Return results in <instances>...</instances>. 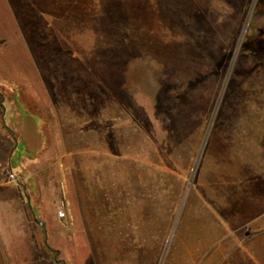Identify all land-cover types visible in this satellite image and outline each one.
<instances>
[{
  "label": "rangeland",
  "instance_id": "rangeland-1",
  "mask_svg": "<svg viewBox=\"0 0 264 264\" xmlns=\"http://www.w3.org/2000/svg\"><path fill=\"white\" fill-rule=\"evenodd\" d=\"M241 181L264 184V0H0V183L40 264H250Z\"/></svg>",
  "mask_w": 264,
  "mask_h": 264
},
{
  "label": "crops",
  "instance_id": "crops-1",
  "mask_svg": "<svg viewBox=\"0 0 264 264\" xmlns=\"http://www.w3.org/2000/svg\"><path fill=\"white\" fill-rule=\"evenodd\" d=\"M239 186L238 194L234 195V202L238 200L233 212L235 225L243 229L252 223L259 232L253 236H245L248 240L242 244V253L248 256L250 264H264V184L254 186L241 181ZM253 187H257L256 194H253ZM33 194L36 195L35 192ZM23 196L24 192L22 193L18 186L0 183V264H40L38 255L41 233L34 224H28L24 207L33 206L32 199ZM33 198L38 199L35 196ZM36 199L34 201H37ZM39 200L38 204H34L39 208L43 224L44 200L41 193ZM47 251L44 241V252ZM44 264L52 263L44 259Z\"/></svg>",
  "mask_w": 264,
  "mask_h": 264
},
{
  "label": "built area",
  "instance_id": "built-area-1",
  "mask_svg": "<svg viewBox=\"0 0 264 264\" xmlns=\"http://www.w3.org/2000/svg\"><path fill=\"white\" fill-rule=\"evenodd\" d=\"M14 178V176H12Z\"/></svg>",
  "mask_w": 264,
  "mask_h": 264
}]
</instances>
